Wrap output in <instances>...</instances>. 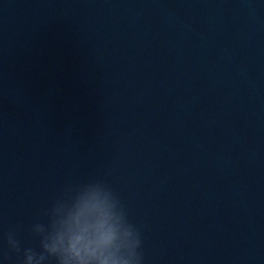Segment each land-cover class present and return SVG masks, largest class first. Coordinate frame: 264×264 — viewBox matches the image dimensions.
Wrapping results in <instances>:
<instances>
[{
    "label": "clouds",
    "instance_id": "obj_1",
    "mask_svg": "<svg viewBox=\"0 0 264 264\" xmlns=\"http://www.w3.org/2000/svg\"><path fill=\"white\" fill-rule=\"evenodd\" d=\"M36 246H25L19 226L4 241L20 264H145L143 237L128 207L104 179L90 177L59 188L28 228Z\"/></svg>",
    "mask_w": 264,
    "mask_h": 264
}]
</instances>
